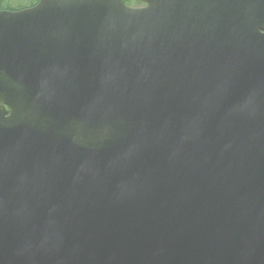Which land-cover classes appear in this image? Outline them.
Here are the masks:
<instances>
[{"label": "water", "instance_id": "water-1", "mask_svg": "<svg viewBox=\"0 0 264 264\" xmlns=\"http://www.w3.org/2000/svg\"><path fill=\"white\" fill-rule=\"evenodd\" d=\"M0 9V264H264V0Z\"/></svg>", "mask_w": 264, "mask_h": 264}, {"label": "trees", "instance_id": "trees-1", "mask_svg": "<svg viewBox=\"0 0 264 264\" xmlns=\"http://www.w3.org/2000/svg\"><path fill=\"white\" fill-rule=\"evenodd\" d=\"M38 0H0V9L20 10L25 7L33 6ZM129 6H140L138 0H123Z\"/></svg>", "mask_w": 264, "mask_h": 264}]
</instances>
